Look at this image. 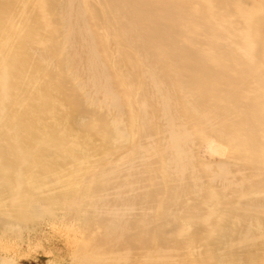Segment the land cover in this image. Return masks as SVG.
Returning a JSON list of instances; mask_svg holds the SVG:
<instances>
[{
    "label": "bare ground",
    "instance_id": "1",
    "mask_svg": "<svg viewBox=\"0 0 264 264\" xmlns=\"http://www.w3.org/2000/svg\"><path fill=\"white\" fill-rule=\"evenodd\" d=\"M44 217L76 264H264V0H0V229Z\"/></svg>",
    "mask_w": 264,
    "mask_h": 264
},
{
    "label": "rangeland",
    "instance_id": "2",
    "mask_svg": "<svg viewBox=\"0 0 264 264\" xmlns=\"http://www.w3.org/2000/svg\"><path fill=\"white\" fill-rule=\"evenodd\" d=\"M258 2L259 0H254ZM211 150L224 158L225 148L216 141L210 143ZM47 217L41 221L40 228L31 231L27 235L22 230L23 237L20 240L0 229V254L12 258V264H76V250L82 240V234L73 231L71 227L64 225L58 229L57 225L50 226L44 223ZM32 227L31 223L27 224Z\"/></svg>",
    "mask_w": 264,
    "mask_h": 264
}]
</instances>
